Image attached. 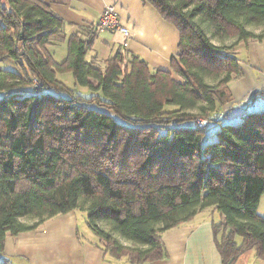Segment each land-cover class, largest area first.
Segmentation results:
<instances>
[{"label": "trees", "instance_id": "16d2710c", "mask_svg": "<svg viewBox=\"0 0 264 264\" xmlns=\"http://www.w3.org/2000/svg\"><path fill=\"white\" fill-rule=\"evenodd\" d=\"M144 2L179 31L172 72L126 51L88 59L96 28L68 35L46 0H0V63L23 71L0 69V253L8 235L79 210L113 257L143 264L165 232L214 208L224 264L246 250L264 260V111L226 122L235 50L264 41V0ZM65 73L93 95L71 93Z\"/></svg>", "mask_w": 264, "mask_h": 264}, {"label": "crops", "instance_id": "0c3cea01", "mask_svg": "<svg viewBox=\"0 0 264 264\" xmlns=\"http://www.w3.org/2000/svg\"><path fill=\"white\" fill-rule=\"evenodd\" d=\"M46 3L68 23V35L79 27L97 26L103 11L115 6L131 33L128 46L124 47V38L118 33L99 32L87 58L103 62L119 51H126L145 61L153 71L172 72L171 60L179 54V31L144 0H46ZM54 48L50 51L56 60ZM235 52L242 55L238 58L243 75L229 85L233 101L226 109L232 107L233 111L226 122L233 125L255 112L253 107L264 101L260 96L264 92V41L242 42ZM83 213L73 211L46 221L37 230L8 235L0 263L133 264L127 257L118 259L108 252ZM221 222L222 216L214 208L200 211L191 221L165 232L161 236V251L156 252L155 259L143 264H224L214 234V225ZM237 241L241 243L242 238ZM233 264H264V260L254 250H246Z\"/></svg>", "mask_w": 264, "mask_h": 264}, {"label": "rangeland", "instance_id": "374dc122", "mask_svg": "<svg viewBox=\"0 0 264 264\" xmlns=\"http://www.w3.org/2000/svg\"><path fill=\"white\" fill-rule=\"evenodd\" d=\"M66 45H67L66 42H64L61 45L53 46V48L54 47L55 48H54V50H52V52H56V60H57V62L64 60L63 59L64 58L63 54H65V58H66V54H67ZM239 56H237V57L242 58V55H239ZM0 69H8V70H11V71H14V72H18V73H22L23 72L22 68L19 65L14 64L13 61H11L10 59H7V60L3 61L2 63H0ZM57 78L62 83H64L66 85V87L73 94H78V95H81L83 97H90L91 95H93L92 92L89 89H87L85 87H82V86H79L76 83V81H75V79H74V77H73V75L71 73L58 74ZM61 96H65V95H61ZM253 109H254L255 112H260V111L264 110V101L258 102L257 105H255L253 107ZM212 131H214V130H212ZM76 211H79V210H76ZM83 214L86 217V213H83ZM258 214L260 216L264 217V195L262 196L261 201H260V205H259V208H258Z\"/></svg>", "mask_w": 264, "mask_h": 264}, {"label": "built area", "instance_id": "2783aa9c", "mask_svg": "<svg viewBox=\"0 0 264 264\" xmlns=\"http://www.w3.org/2000/svg\"><path fill=\"white\" fill-rule=\"evenodd\" d=\"M92 28H96V30L100 33L113 32L122 35L124 38V43H123L124 47L128 46L129 40L131 39L130 30L123 25L122 20L115 6L107 7L103 11L98 25L95 27L93 26ZM205 125H206V120L204 119H197L190 123V126L194 128H204Z\"/></svg>", "mask_w": 264, "mask_h": 264}]
</instances>
